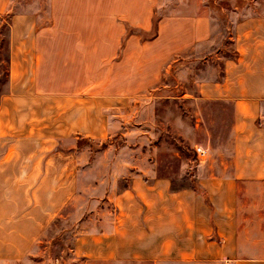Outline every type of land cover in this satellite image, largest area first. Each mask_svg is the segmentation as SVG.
Listing matches in <instances>:
<instances>
[{"label": "crops", "instance_id": "1", "mask_svg": "<svg viewBox=\"0 0 264 264\" xmlns=\"http://www.w3.org/2000/svg\"><path fill=\"white\" fill-rule=\"evenodd\" d=\"M16 1L0 0V14L8 8L12 11L8 87L0 114L8 107L15 129L34 133L28 99H61L68 106L55 110L56 121L46 119L41 125L40 140L30 134L35 141L32 153L14 159L22 177L29 181L41 177L28 199L9 200V223L23 226L10 249L15 252L25 251L74 195V156L54 147L79 129L74 117L82 113V107L77 101L82 96L90 102L94 98L92 107L83 110L89 115V133L83 135H107L118 123L105 116L97 118L96 100L110 103L103 109L124 107L129 94L154 84L166 59L205 42L209 34L207 18L198 15L191 20L163 16L149 41L140 42L134 34L124 36L125 29L149 27L156 0H49L52 22L44 27L36 25L34 10L14 9ZM249 18L232 30L235 55L223 63L216 89L209 86L198 91L202 98L232 102L229 169L207 176L197 173L195 188L172 187L162 175L132 174L119 192L104 195L112 201L110 212L104 210V201L90 212V216L110 215L107 228L96 229L102 220L98 218L91 230L81 228L72 245L75 258L90 264H264V16ZM175 25L187 27L176 29ZM118 48L120 58L114 60ZM108 71L116 73L111 79L114 88L98 89V72ZM54 131L59 134L55 136ZM1 155L0 150V160ZM50 177L54 178L52 189ZM17 193L22 195L18 186ZM19 209L25 213L18 216ZM90 220L83 218L80 226Z\"/></svg>", "mask_w": 264, "mask_h": 264}, {"label": "rangeland", "instance_id": "2", "mask_svg": "<svg viewBox=\"0 0 264 264\" xmlns=\"http://www.w3.org/2000/svg\"><path fill=\"white\" fill-rule=\"evenodd\" d=\"M13 6L14 9L34 10L38 15L36 25H51L49 0H17ZM198 15H204L208 21L209 34L205 42L194 43L166 59L154 84L129 94L124 107L103 109L110 103L96 100L97 118L105 116L118 123L113 131L102 136H84V133H89V115L83 110L92 107L94 98L90 102L89 98L82 96L77 101L82 107V113L74 117L79 129L63 137L54 147L55 151L74 156V195L25 251L22 248L17 252L10 250L15 244V233L21 231L23 226L19 224L14 227L9 223V200L11 198L22 203L28 199L30 191L39 187L41 177L39 181L22 177L19 162L14 159L18 155L32 153L34 138L40 140L37 136L41 135V125L46 119L56 121L55 110L66 108L68 104L63 105L61 99H28L26 104L31 105L33 110L28 115L29 124L30 127L35 126L34 133H28L26 128L15 129L8 107L4 114H0V264H90L74 257V237L81 228L91 230L96 218L102 219L96 229L107 228L110 215L101 217L94 213L90 216L89 211L83 218L90 217L92 222L80 226L77 220L87 212L85 210L80 214L84 206L94 207L88 198L97 193L112 196L128 184L132 174L141 172L165 176L172 187L177 188L198 187L197 173L202 172L207 176L211 171L216 173L229 169L232 102L221 98H202L198 91L203 87L214 88L216 82L221 80L223 63L235 55L232 30L251 15L264 16V0H156L149 27L128 28L123 35L134 34L140 42L149 41L156 36L157 23L163 16L191 20ZM7 21L6 15L0 14V101L8 87ZM175 26L178 27L176 29L187 27ZM120 54L118 48L114 60H118ZM112 74L115 76L116 73L98 72V89L109 91L114 88ZM46 106L51 108L48 110ZM261 106L264 121V101ZM52 133L57 136L59 131ZM30 134L34 137L32 140L29 139ZM197 148L202 153L197 154ZM53 184L54 178L50 177L48 187L52 189ZM17 186L22 195L15 194ZM203 193L206 192L203 190ZM105 197L99 199L104 201V210L107 208L110 212L112 201ZM15 211L12 210L13 215ZM17 213L19 216L25 213V209H19ZM23 251L21 256L19 253Z\"/></svg>", "mask_w": 264, "mask_h": 264}, {"label": "trees", "instance_id": "3", "mask_svg": "<svg viewBox=\"0 0 264 264\" xmlns=\"http://www.w3.org/2000/svg\"><path fill=\"white\" fill-rule=\"evenodd\" d=\"M11 13H12V11H11V9L10 8H8V10H6L5 12H3V14L4 15H6V17L8 18V21H9V18H10V15H11ZM2 14V13H1ZM153 16V15H152ZM8 21H7V35H8ZM8 37V36H7ZM7 46H8V43H7ZM8 50V49H7ZM8 52V51H7ZM7 62H8V53H7ZM191 188H195L194 186H190ZM104 196V194H102V196L100 195V194H95V195H93V197H90V198H88L89 199V201H90V204H92V203H94V207H91V208H86V206H84L85 208H83V211H82V208H81V213L80 214H82L85 210H87V212L84 214V215H82V216H80L79 218H78V220H77V222L79 223L82 219H83V217L89 212V211H92V209L94 210V208L96 209L98 206H100L101 207V205H102V202H101V199H99V198H102ZM94 201V202H93ZM78 223H76V224H78ZM77 235V234H76ZM75 235V236H76Z\"/></svg>", "mask_w": 264, "mask_h": 264}, {"label": "built area", "instance_id": "4", "mask_svg": "<svg viewBox=\"0 0 264 264\" xmlns=\"http://www.w3.org/2000/svg\"><path fill=\"white\" fill-rule=\"evenodd\" d=\"M196 153H197V154L202 153V150L199 149V148H197V149H196Z\"/></svg>", "mask_w": 264, "mask_h": 264}]
</instances>
